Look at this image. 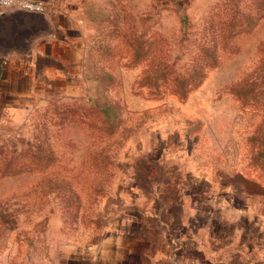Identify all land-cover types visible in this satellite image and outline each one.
Listing matches in <instances>:
<instances>
[{
	"label": "rangeland",
	"instance_id": "374dc122",
	"mask_svg": "<svg viewBox=\"0 0 264 264\" xmlns=\"http://www.w3.org/2000/svg\"><path fill=\"white\" fill-rule=\"evenodd\" d=\"M81 3L73 60L0 111V264L264 225V0Z\"/></svg>",
	"mask_w": 264,
	"mask_h": 264
},
{
	"label": "crops",
	"instance_id": "0c3cea01",
	"mask_svg": "<svg viewBox=\"0 0 264 264\" xmlns=\"http://www.w3.org/2000/svg\"><path fill=\"white\" fill-rule=\"evenodd\" d=\"M36 1L43 3L42 11L0 10V111L20 107V96L26 94L31 80L38 74L63 72L65 59L70 62L74 58L70 36L84 19L80 12L83 0ZM206 211L201 214L198 208L195 215L176 217L173 222L186 228L177 241L161 233L158 244L146 238L139 247L140 243L114 248L111 258L103 263L183 264L195 260L198 264H264V225L260 219L231 220L225 231L212 233L210 224L205 229L206 224L218 221L211 222L214 218L205 216Z\"/></svg>",
	"mask_w": 264,
	"mask_h": 264
},
{
	"label": "built area",
	"instance_id": "2783aa9c",
	"mask_svg": "<svg viewBox=\"0 0 264 264\" xmlns=\"http://www.w3.org/2000/svg\"><path fill=\"white\" fill-rule=\"evenodd\" d=\"M42 11L44 5L36 0H0V10ZM183 264H198L195 260L184 261Z\"/></svg>",
	"mask_w": 264,
	"mask_h": 264
},
{
	"label": "water",
	"instance_id": "95a60500",
	"mask_svg": "<svg viewBox=\"0 0 264 264\" xmlns=\"http://www.w3.org/2000/svg\"><path fill=\"white\" fill-rule=\"evenodd\" d=\"M21 10V9H20ZM27 11V10H26Z\"/></svg>",
	"mask_w": 264,
	"mask_h": 264
}]
</instances>
